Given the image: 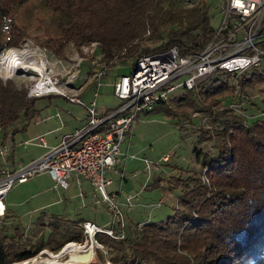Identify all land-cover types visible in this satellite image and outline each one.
Masks as SVG:
<instances>
[{
    "label": "trees",
    "instance_id": "trees-1",
    "mask_svg": "<svg viewBox=\"0 0 264 264\" xmlns=\"http://www.w3.org/2000/svg\"><path fill=\"white\" fill-rule=\"evenodd\" d=\"M28 1L0 0V30L5 29L0 50L16 47L27 37L14 11ZM45 7L60 23L58 37L47 38L42 47L65 59L68 46L95 42L109 68L114 61L127 66L129 60L171 47L180 57L200 52L215 29L207 0H46ZM216 74L224 77H205L197 91L183 90L144 113L158 110L191 122L189 114L198 112L212 121L216 130L199 126V146L194 149L208 184L197 178L178 198L179 208L164 221L137 225L120 240L97 234L111 264H264V115L261 111V118L249 125L246 113L229 108L246 104L242 96L264 85V70L253 67L236 78ZM35 99L27 97L23 86L0 79V130L15 126L21 118L32 120ZM212 139L215 153L208 148ZM192 193H199V201L189 196ZM6 228L0 225V264L27 261L43 249L55 253L84 238L76 222L64 230L52 229L41 242L19 233L8 236ZM94 252L95 262H102V252Z\"/></svg>",
    "mask_w": 264,
    "mask_h": 264
},
{
    "label": "rangeland",
    "instance_id": "rangeland-1",
    "mask_svg": "<svg viewBox=\"0 0 264 264\" xmlns=\"http://www.w3.org/2000/svg\"><path fill=\"white\" fill-rule=\"evenodd\" d=\"M207 2L211 6L212 26L217 28L221 20V15L217 13L219 2L218 0H207ZM45 3L46 0H29L25 5L14 11L16 23L18 27L26 29L27 37L16 47L0 50V55H5L9 50H20L22 52L30 50V52L46 61V66L51 70V75L52 73L57 75L63 85L75 78L78 81L76 87H79L80 83L87 80V77L91 75L92 66L97 63L98 57L102 58L98 53V46L92 43L79 48L70 45L65 49V59H59L49 49L42 47L40 43H44L47 38L58 37L57 27L60 23L58 17L48 12ZM4 31L5 29L0 30V38L5 34ZM2 56H0V62ZM118 65H120V67L116 66L118 67L116 71L118 76L129 75L134 70L130 64L127 66ZM260 69L264 70V61L260 64ZM213 76L218 79L224 77L221 74ZM36 78V74L30 72L27 74L21 73L9 80L13 81L18 88L23 86L28 92V88ZM0 79L4 83L9 81L1 66ZM183 80L184 77L172 82L170 85L180 83ZM73 83L70 84L74 86ZM236 87V90L239 91V87ZM90 93H92L91 89L88 90V94ZM183 93V90H177L172 97ZM242 98H246L247 103L238 104V107L232 110L237 111V114L246 113L248 124L252 125L261 118L260 113L263 111L264 103V85L254 90H248L247 95H243ZM79 99L83 104H88L90 101V99H86L85 95H80ZM95 101L98 109L101 108V110H110L120 104V101L113 96L112 92L102 91V89ZM34 102L35 110H37L34 120L39 121L42 117L54 111L58 112L60 116L66 117L68 116L66 113L72 110L71 116L79 118L76 111L82 108L80 105L71 104L63 98L42 97L36 98ZM241 106L245 111H241ZM189 117L193 118L191 122L186 118H169L158 110L147 114H139L133 121L131 130L125 135V139L120 145L118 157L121 164L117 169L123 170L126 180L122 181V187L119 190L117 189L119 188L117 179H113L114 182L112 186L107 188V191L110 192L111 189L121 191L117 194H121L122 198L137 196L138 203L145 204V208L134 207L136 199V201L133 200V206L130 210L124 209L123 225L126 233L129 229L136 228L137 224L159 223L171 217L176 207L179 208L178 198L185 191L192 188L197 178H201L203 184H208L202 173L201 164L195 160L194 149L199 146L197 143L199 126L209 132L210 130L215 131L216 128L212 126L213 123L210 119L198 112H191ZM26 121L21 118V121L15 127L21 129ZM39 121L29 120L28 127L30 126L31 131L35 127L40 130L45 125L43 122L39 123ZM46 126L48 124L44 128ZM15 135L16 142H20L24 132L23 130L22 132H15ZM210 142L208 148L215 153L214 140L212 139ZM31 143L32 140L28 141L27 144ZM6 144L10 152V149H13V144L9 141ZM19 146L15 147L14 156L19 154L20 157L29 158L30 154H35V148ZM164 157H166L165 160ZM30 183L32 181L24 185L14 184L5 198L8 213L3 219H0V225L3 224L7 227L8 236H17L19 233L28 239H32V241L41 242L48 239L52 229L64 230L70 228L77 220L86 219L99 227H103L112 220L110 213L104 208V205L101 206L102 204L95 207L94 210L84 209L79 204V199L74 196L75 193H67V191L61 189L54 190L52 187L54 183H52V189L46 193H30L33 190V187L29 185ZM198 194L192 193L189 196L196 197ZM208 197H211V194ZM160 201L161 205L159 207L155 206ZM196 201H199V197H196ZM208 201L211 202V199ZM190 212L193 215L196 213L193 210ZM118 225L116 223L117 229ZM61 249L55 253L48 251L58 255ZM94 249H99L102 252V262H95L94 254V259L89 263H80L76 260L75 263L111 264L108 261L109 257L104 247ZM68 256L69 254H65L59 260V263L67 264L70 261Z\"/></svg>",
    "mask_w": 264,
    "mask_h": 264
},
{
    "label": "built area",
    "instance_id": "built-area-1",
    "mask_svg": "<svg viewBox=\"0 0 264 264\" xmlns=\"http://www.w3.org/2000/svg\"><path fill=\"white\" fill-rule=\"evenodd\" d=\"M218 2L217 13L221 15V20L202 51L180 57L177 48L171 47L129 60L134 70L129 75L116 78L111 84L113 95L120 104L108 113L101 114L95 101L102 79L109 69L101 57H98L95 65L93 64L89 76L96 90L87 105H84L78 96L69 94L75 88L82 87H76L78 81L75 78L63 85L57 75H51L49 67L44 76L36 75L37 78L28 88V98L48 95L66 98L71 103L85 107L86 122L73 133L64 136L42 157L18 169H0V219L5 217V198L14 184H24L36 175L45 173L53 181L55 189L66 190L69 187V179L74 175L78 182L86 180L92 185L98 197L93 204L104 205L112 220L110 225L104 227L88 221L83 222L81 229L84 241L67 243L59 254L71 244L79 248L76 252L78 255L87 253L89 249L93 251L94 248H102L96 241L97 234H105L117 240L123 239L124 209L132 208L136 197L127 196L120 202L116 194L107 191L111 185L107 175L117 172V167L121 164L118 158L120 145L131 130L133 121L139 114L149 112L161 102L167 101L177 90L197 91L198 82L205 77L217 72H226L236 78L250 68L260 66L264 61V0ZM113 65H118V62L114 61ZM182 77V82L170 85ZM43 80H46V83H43ZM70 83H73L75 88ZM237 107L238 104H233L229 108ZM262 113L263 116L264 103ZM37 142L46 146L43 137H39ZM5 157V151L0 150V159L5 160ZM160 204L161 202L158 203ZM116 223L119 224V233L114 230V227L117 228ZM41 255L52 257L54 254L45 249L33 258Z\"/></svg>",
    "mask_w": 264,
    "mask_h": 264
},
{
    "label": "crops",
    "instance_id": "crops-1",
    "mask_svg": "<svg viewBox=\"0 0 264 264\" xmlns=\"http://www.w3.org/2000/svg\"><path fill=\"white\" fill-rule=\"evenodd\" d=\"M116 66L120 67V65H115L114 67H110L107 70L106 76L102 79V85L98 90V96H99V92L101 89H102V91L106 90V92L107 91L109 93L112 92V94H113V88H112L111 84L114 82V80L116 78L120 77L116 73L117 68H118ZM121 66H123V65H121ZM124 66H126V65H124ZM80 86H82V87L75 88V86H74L75 90L70 91L69 94L76 95V96H78V98L80 95H85L86 99H88V100L90 99V101H91L92 94L96 90L95 84L90 81L89 77H87V80H84L82 83H80ZM111 88H112V91H111ZM89 89L92 90V93H90V94H88ZM44 97L63 98V97L54 96V95H48V96H44ZM40 98H42V97H40ZM63 99L68 101L66 98H63ZM68 102L71 103L70 101H68ZM74 104H76V103H74ZM84 105H87V104H84ZM118 106L119 105H117L116 108ZM81 107L82 108H79L76 111L79 118H75V117L71 116V113L73 112L72 110H70L69 113L68 112L66 113L68 115L66 117L60 116L59 113L55 112V111L50 112L46 116L42 117L40 119V121L34 120V118H35L34 117L32 119V121H35V122L39 121V123L43 122L45 125L48 124V126H46V128H44V126H45L44 125L40 130H39V128L35 127L34 129H32L33 131H31L30 126L28 127L30 122H25L24 125H22L21 129L13 126V128L11 127L7 130H0V150H4L6 153L5 160L0 159V169L4 168V167H7L11 170L18 169L21 166L26 165L27 163L42 157L50 148L56 146L64 136L69 135V134L73 133L76 129H79L80 127H82L86 122V109L84 106H81ZM113 109H115V108H113ZM113 109H110V110H113ZM98 110L100 111L101 114H103L104 112L108 111L109 109L101 110V108H99ZM39 123H37V124H39ZM22 130L24 132V135L22 136V139L20 140V142H16L15 132H22ZM39 137H43V139L46 143V146L40 145L37 142H35V141H37V139ZM30 140H32V143L26 144V142H28ZM8 141L12 142V144H13V149L11 148L10 152L8 151V149L6 147V145H7L6 143ZM19 145H23L24 147L28 146L30 148H35L36 149L35 154L34 155L30 154L29 158L20 157L19 154L17 156H14L15 147H20ZM6 150H7V152H6ZM107 176L111 180L110 186H112V184L114 182L113 179H117V182L119 184V188H117V189H119V190L122 187V181L126 180V178L123 174V170H120L119 168L117 169V172H111ZM30 181H32V183H30L29 185H31L33 187V190L30 193H46L47 191H50L52 189V187L54 188V185L52 186L53 181L45 173H41V174L36 175L35 177H33L32 179H30L28 182H26L24 184H27ZM24 184H19V185H24ZM49 185H50V187H49ZM59 189H61V188H57V189L54 188V190H59ZM61 190L67 191V193H75L74 196L79 199V204L82 205L84 209L94 210L95 207H97L98 205H101V204H97V205L93 204L94 201L96 200V198H98V197H97L95 190L93 189L92 185L86 180H81L80 182H78L75 179L74 175H72L71 178L69 179V187L66 190H63V189H61ZM69 190H70V192H69ZM114 190L111 189L109 193H116V195L119 197L120 202H123L124 197L122 198L121 194H117V193H121V191L118 192V191H116V190L114 191ZM135 197L137 199V196H135ZM136 199H135V201H136ZM144 205L145 204L138 203V199H137L136 204H134V207L137 206L138 208L139 207L145 208ZM160 205H158V203H157L155 206L159 207ZM101 206H103V205H101ZM104 208L106 209V207H104ZM125 210H130V209H125ZM6 213H8L7 206H6ZM86 221L93 223L92 221L83 219V220H77L76 224L80 225V227H81V224L83 222H86ZM110 223L111 222H108L104 226H108V225H110ZM137 225H140V224H137ZM122 232L126 233V229L123 228ZM83 241H84V238H83ZM43 250H45V249H43Z\"/></svg>",
    "mask_w": 264,
    "mask_h": 264
},
{
    "label": "bare ground",
    "instance_id": "bare-ground-1",
    "mask_svg": "<svg viewBox=\"0 0 264 264\" xmlns=\"http://www.w3.org/2000/svg\"><path fill=\"white\" fill-rule=\"evenodd\" d=\"M21 54L19 55V53ZM47 63L44 59L38 55H35L30 50H25L24 52L20 50H9L5 55L2 56L0 66L2 71L6 73V78L11 79L17 77V75L23 73L27 74L30 72L35 73L37 76H44L47 72L48 67ZM43 83H46V80H43ZM79 251V248L71 244L67 246L63 252L57 256L53 255L52 257H37L34 259H30L21 263L16 264H60L59 260L65 255H78L76 252ZM94 259V252L92 251L89 259L80 260L76 259L80 263L91 262ZM69 260V259H68ZM78 263V264H80ZM67 264H76L75 259L71 260Z\"/></svg>",
    "mask_w": 264,
    "mask_h": 264
},
{
    "label": "water",
    "instance_id": "water-1",
    "mask_svg": "<svg viewBox=\"0 0 264 264\" xmlns=\"http://www.w3.org/2000/svg\"><path fill=\"white\" fill-rule=\"evenodd\" d=\"M91 252H92V250L89 249V251L87 253L79 254V255H71V256H68V259H71V260H73V259H75V260L76 259L87 260V259H89Z\"/></svg>",
    "mask_w": 264,
    "mask_h": 264
}]
</instances>
